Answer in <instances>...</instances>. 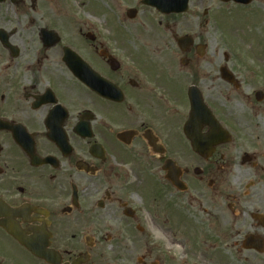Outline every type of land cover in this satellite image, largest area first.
<instances>
[{
  "label": "flooded vegetation",
  "instance_id": "1",
  "mask_svg": "<svg viewBox=\"0 0 264 264\" xmlns=\"http://www.w3.org/2000/svg\"><path fill=\"white\" fill-rule=\"evenodd\" d=\"M44 2L0 0V264H219L216 238L246 212L264 264V40L232 39L220 61L206 0L11 23Z\"/></svg>",
  "mask_w": 264,
  "mask_h": 264
},
{
  "label": "rangeland",
  "instance_id": "2",
  "mask_svg": "<svg viewBox=\"0 0 264 264\" xmlns=\"http://www.w3.org/2000/svg\"><path fill=\"white\" fill-rule=\"evenodd\" d=\"M88 0H56V2H44L43 6L47 5L49 6V10H44V13L39 16V14L31 12L30 10L24 12L18 16L17 14H14L12 9L8 11V14H10V18H12L11 23H15L14 21L18 22V20L21 21L20 28L18 26L19 31L25 32L30 27L32 30H34L37 26H31L32 23H35L36 25L40 24H46L49 22V17H58V22L63 21V24L70 23L72 28H77V23L85 22L86 17H90L89 13V7L86 2ZM91 2L95 3V6L99 4V0H90ZM212 1V17L216 20V22L212 23L213 30L212 35L210 36L211 46L213 48L214 42L218 41V51L220 56V61H223V54L225 52H229V46L231 45V40L235 39L233 41H238L239 43L246 45V41H248V38L251 39H258V37L262 40H264V0H256L254 4H251L248 9H236L234 4L232 3H223L221 0H206L204 2V6L209 5ZM251 8V10H250ZM245 12V13H244ZM67 13L68 15H65ZM247 13H251L250 15H246ZM147 15H151L150 13H147ZM253 18V19H251ZM14 19V20H13ZM249 19V20H248ZM93 20H95L93 18ZM201 20L204 22L205 18H202ZM206 25V24H205ZM258 25L259 36H255L254 29H258L256 26ZM25 26V30L23 31ZM250 32H252L250 34ZM248 34H250L248 36ZM128 37V34H126ZM163 38V36L161 37ZM217 38V39H216ZM246 51H249L246 49ZM210 54V50L208 52ZM242 55V54H241ZM244 59V55H242V60ZM247 60V56L245 58ZM138 202V201H137ZM138 205H142L141 203H137ZM236 217L234 215L229 217V220L231 222V225L233 226V230H231V233L229 238H223L218 237L216 238L218 241V252L219 256L214 257V259L219 263L223 264L225 261H231L234 264H260V255L257 252L253 251H247L242 248V240L245 236V234L249 231H252V224L253 221L246 212L244 214L243 218H238L236 221ZM236 221V222H235ZM221 222V221H220ZM226 226L225 224L222 225V227ZM177 229V228H176ZM163 234H160L159 232H156L155 230V239L159 240L161 237L165 240L166 231L170 232L169 226L165 225L163 229ZM219 230H223L219 227ZM233 234V236H232ZM170 235L173 236V233L170 232ZM215 235V234H214ZM232 236V237H231ZM182 237V236H181ZM200 238V237H199ZM178 241V239H176ZM183 240V239H179ZM197 239H192L191 241H195ZM203 237L198 239V242L202 241ZM234 243V245H233ZM190 242L186 243V246H189ZM229 246V249L225 252L222 248V246ZM198 251V250H197ZM200 257V260H202V263L205 264V257L204 255L198 254Z\"/></svg>",
  "mask_w": 264,
  "mask_h": 264
},
{
  "label": "water",
  "instance_id": "3",
  "mask_svg": "<svg viewBox=\"0 0 264 264\" xmlns=\"http://www.w3.org/2000/svg\"><path fill=\"white\" fill-rule=\"evenodd\" d=\"M172 1L173 0H168V4H166V7L167 6H169L170 4H172ZM186 1H188V0H186ZM223 1H226V2H228V1H230V0H223ZM235 1H238V2H242V3H248L250 0H235ZM165 11V10H164ZM193 105L194 106H200L199 105V100L197 101V102H194L193 101ZM175 183H178L176 180L174 181ZM262 243H261V240H260V238L259 237H256V236H254V235H248L247 237H246V240H245V246L247 247V248H256V249H258V250H260L261 248H260V245H261ZM262 246V245H261Z\"/></svg>",
  "mask_w": 264,
  "mask_h": 264
}]
</instances>
